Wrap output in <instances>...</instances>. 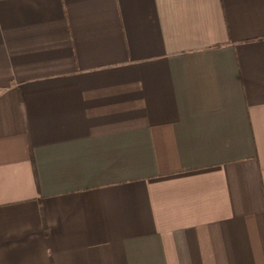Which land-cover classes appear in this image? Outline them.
<instances>
[{"label": "crops", "instance_id": "1", "mask_svg": "<svg viewBox=\"0 0 264 264\" xmlns=\"http://www.w3.org/2000/svg\"><path fill=\"white\" fill-rule=\"evenodd\" d=\"M0 264H264V0H0Z\"/></svg>", "mask_w": 264, "mask_h": 264}]
</instances>
